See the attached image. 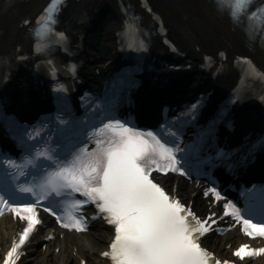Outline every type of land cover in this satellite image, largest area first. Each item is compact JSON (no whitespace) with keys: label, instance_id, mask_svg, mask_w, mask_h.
<instances>
[{"label":"snow or ice","instance_id":"6c2138e0","mask_svg":"<svg viewBox=\"0 0 264 264\" xmlns=\"http://www.w3.org/2000/svg\"><path fill=\"white\" fill-rule=\"evenodd\" d=\"M246 3L249 0H236L233 15L243 11ZM46 11V16L38 17L40 27L36 35L53 31L52 25L58 22L51 7ZM25 23L31 24V21ZM58 35L66 40L64 32ZM71 67L75 72V65ZM60 88L67 93L63 84ZM117 103V97L94 101L86 116L80 117L65 95L60 99V112L56 116L55 143L51 142L50 131L49 142L42 148L21 138L24 162L18 163L11 155L2 160L6 173L8 169L15 172L7 173L12 183L7 184V191L0 190V205L13 211L25 225L7 251L3 264H16L22 247L27 246L42 223L38 213L41 205L37 201L47 202L46 211L63 227L87 231L88 215H73L67 221L58 215L56 205L60 198L69 196L81 210L95 204L99 214L93 219H104L115 226L114 241L110 250L103 253L114 264H236L234 260L216 258L212 251L202 246L201 237L210 231V225L215 224L216 214L210 212L207 217L199 216L153 176L156 171L185 176L200 173L206 177L210 169L228 155L222 151L205 155L214 132L212 126L202 131L195 143L181 147L185 128L195 120L202 103L190 106L180 117L164 124L159 132L133 128L117 119ZM27 135L30 138L37 135L36 129ZM89 143L95 146L89 148ZM194 154L198 158L195 170L192 168ZM41 161L44 163L40 182H22L21 177L26 181L29 176L24 169L40 168ZM16 191L30 194L32 202L11 200ZM204 194L221 199V192L215 185ZM246 198L249 203L264 206V188L252 189ZM222 211L241 221L247 236L264 237V223L245 218L231 200H227ZM233 254L243 260L264 254V246L241 243ZM81 264H87V261Z\"/></svg>","mask_w":264,"mask_h":264},{"label":"bare ground","instance_id":"6f19581e","mask_svg":"<svg viewBox=\"0 0 264 264\" xmlns=\"http://www.w3.org/2000/svg\"><path fill=\"white\" fill-rule=\"evenodd\" d=\"M46 0H0V25L11 24L12 27L8 31L7 36L0 43V56L1 59L8 62L13 54L15 44L18 41H23V31L17 26L19 18L25 13L36 12ZM107 12L104 13V27L98 29V36L101 37L100 42L97 44L99 49L104 53H109L111 46L116 40V33L120 24V13L118 6L112 0H109ZM192 3L203 13L204 17L212 22L218 28H225L226 34H234L239 28L231 23L229 18L219 11L212 2L208 0H192ZM93 4V1L90 3ZM90 4L87 1L80 3L77 6L76 14L78 15L82 9L88 8ZM8 12L13 14L10 20ZM93 10L90 12L92 13ZM202 17L201 15H198ZM161 48V45L158 46ZM24 76V77H23ZM28 73H16V79L20 81L17 83V89L21 92L27 91L32 87L27 79ZM235 79L234 75L229 74L224 86H229L230 82ZM258 112L253 114V117L258 116ZM16 223L9 216L0 218V244L6 245L11 241V234L15 232ZM50 228L46 230V233ZM46 233L42 232L38 235L37 239L42 240ZM110 231L104 227L98 226L93 233L88 234L84 240H80L77 236L64 237L62 239H54L47 241V248L43 251L37 247L31 249L30 254L23 259L24 264H76V256L72 253L71 245L77 243L79 246V253L89 256V264H103L101 252L107 248V241L110 236ZM234 237L229 233L221 237H213L208 240L211 246L216 248L223 247L226 243L233 242ZM60 244L58 253H54L53 245ZM52 249V250H51ZM249 264H264V255L249 262Z\"/></svg>","mask_w":264,"mask_h":264}]
</instances>
